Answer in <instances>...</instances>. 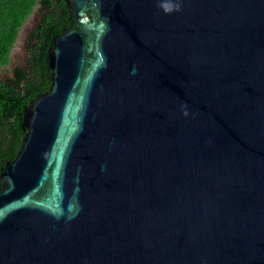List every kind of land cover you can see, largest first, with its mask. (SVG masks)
Listing matches in <instances>:
<instances>
[{
	"label": "water",
	"instance_id": "obj_1",
	"mask_svg": "<svg viewBox=\"0 0 264 264\" xmlns=\"http://www.w3.org/2000/svg\"><path fill=\"white\" fill-rule=\"evenodd\" d=\"M66 2L0 264H264V0Z\"/></svg>",
	"mask_w": 264,
	"mask_h": 264
},
{
	"label": "trees",
	"instance_id": "obj_2",
	"mask_svg": "<svg viewBox=\"0 0 264 264\" xmlns=\"http://www.w3.org/2000/svg\"><path fill=\"white\" fill-rule=\"evenodd\" d=\"M37 18L28 32L24 53L14 54L20 32L32 14ZM72 25L66 0H0V175L13 160L26 134L23 111L51 85L49 48L54 36ZM1 188V179H0Z\"/></svg>",
	"mask_w": 264,
	"mask_h": 264
},
{
	"label": "rangeland",
	"instance_id": "obj_3",
	"mask_svg": "<svg viewBox=\"0 0 264 264\" xmlns=\"http://www.w3.org/2000/svg\"><path fill=\"white\" fill-rule=\"evenodd\" d=\"M36 18H37V14L35 12L34 14L31 15L29 20L25 23V25L23 26L20 32V38H19L17 47L14 50V54L18 55V57H20L24 53V44H25L26 37L28 35L29 30L34 25ZM6 75L8 74L5 70H0V78L5 77Z\"/></svg>",
	"mask_w": 264,
	"mask_h": 264
},
{
	"label": "clouds",
	"instance_id": "obj_4",
	"mask_svg": "<svg viewBox=\"0 0 264 264\" xmlns=\"http://www.w3.org/2000/svg\"><path fill=\"white\" fill-rule=\"evenodd\" d=\"M163 10L166 12V13H171L173 11H180L181 10V2L180 0H175L174 3H168L166 5L163 6ZM184 115H188V112L185 111L184 112Z\"/></svg>",
	"mask_w": 264,
	"mask_h": 264
}]
</instances>
